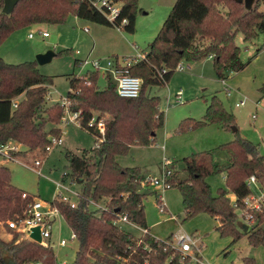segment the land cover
Instances as JSON below:
<instances>
[{
	"label": "trees",
	"instance_id": "obj_1",
	"mask_svg": "<svg viewBox=\"0 0 264 264\" xmlns=\"http://www.w3.org/2000/svg\"><path fill=\"white\" fill-rule=\"evenodd\" d=\"M110 1L120 3L115 22L127 18L119 29L133 32L141 9L138 0ZM261 6L264 0H256L244 12L243 2L238 0H175L148 42L146 56L128 67L141 78L136 96L119 95L108 72L103 73V86L98 84V69L68 75L69 89L64 94L68 109L78 112V125L95 138L93 146L79 153L64 151L67 170L62 178L81 179L76 204L70 206L56 195L51 200L78 241L73 261L65 264H199L174 247L171 236L161 239L150 233L144 205L148 192L139 187L144 175L138 166L121 165L117 156L126 154L132 144L149 145L155 141L156 130L164 124V112L159 107L160 96L149 94L148 90L154 85L164 86L179 61L192 62L211 55L213 69L220 79L245 66L236 34L241 32L245 41L264 35ZM69 15L116 26L91 0H17L11 12L0 10V42L16 29L39 23L60 24ZM71 52L66 47L55 55ZM77 60L74 59L75 64ZM163 67L166 70L159 76L156 70ZM52 83L53 75L43 73L35 59L12 63L0 55V142L22 144V149L15 153L21 159H43L50 137L61 133L63 105L58 100L46 104ZM92 117L94 123L89 125ZM100 118L104 132L98 139L94 126ZM213 123L233 131L234 137L183 156L182 166L171 161L168 188L180 191L185 219L200 212L216 216L219 223L215 227L221 236L236 241L245 235L250 245L262 246L264 255V197L258 209L244 203L252 192L247 183L250 174H255L264 191V152L259 151L258 143L241 135L235 114L217 94L208 98L200 118L186 116L175 130L183 132ZM216 173H223L224 185L213 192L207 177ZM11 175V168L0 162V227L3 225L11 232L9 239L0 236V264H5L4 257H11L15 264H56L51 245L30 240L8 227L7 220L23 216L35 196L13 184ZM24 191L27 194L23 197ZM90 200L103 203L101 207H91ZM156 201L159 202L158 196ZM238 208L250 213L252 220L243 221ZM120 214L148 231L136 236L115 221ZM238 217L242 222H237ZM242 223L248 225L246 231ZM194 255L201 260V256ZM236 264H256V260L244 256Z\"/></svg>",
	"mask_w": 264,
	"mask_h": 264
},
{
	"label": "rangeland",
	"instance_id": "obj_2",
	"mask_svg": "<svg viewBox=\"0 0 264 264\" xmlns=\"http://www.w3.org/2000/svg\"><path fill=\"white\" fill-rule=\"evenodd\" d=\"M174 1L138 0L141 9L136 15L133 32L118 29L113 25L92 22L74 15H69L60 24L39 23L25 26L14 30L0 42V55L8 62L17 63L33 60L38 52L47 49L57 52L61 48L70 47L71 53L56 54L49 61L38 64L43 73L53 75V83L49 86L46 100V104H50L53 101H59L69 89V74H78L92 69L90 64L83 67L75 64V58H98L100 64L103 65L108 58L115 55L123 58V56H134L138 51L148 49V42L156 34ZM261 8L264 9V6ZM85 27L88 30H85ZM41 31H47L48 35L42 36ZM29 32L33 33V37L28 36ZM260 37L261 35L250 41H245L241 32L236 34L235 40L241 47L240 55L243 60L256 52L254 47L260 43ZM245 44L249 46L248 51L243 49ZM262 50L258 53V57L251 56L247 65L239 70L238 76L232 75V72L229 73L231 78L227 81L226 78L225 81L217 78L208 59L192 61L191 66H187L190 63L181 60L183 68L175 69L164 86L154 85L148 90L149 94L160 96L159 107L164 112V124L156 130L155 141L130 150V154L117 156V159L121 163L126 160L129 163L131 156L136 160L135 162H139L137 160L140 159L144 164L149 165V168H154L160 158H163L162 155H165L171 161L176 160L178 166H182L181 158L183 156L231 140L234 137L233 131L222 127L209 126L204 128L208 130L204 133L200 132L203 131L200 130L203 126L183 132L175 130L178 122L186 116L200 118L204 113L207 100L212 94H217L223 104L234 111L241 135L258 143L259 151L264 152V89L261 88L262 85L264 87V66L257 72L258 66L264 63V49ZM98 84L100 86L105 84L102 72ZM227 88L230 90L229 94L226 91ZM178 89L182 90L179 99L176 97ZM241 99L244 100V103L236 106V102ZM60 126L63 128L62 143L53 147L43 157L40 165L42 173L38 174L18 161L0 157V162L11 168L13 184L25 188L28 192L35 194V197L47 202L51 201L57 193L55 182L62 181V174L67 170L64 151L69 149L79 153L81 149L94 145L95 135L81 128L76 121L61 123ZM216 131L224 135L220 141H216L218 140ZM162 144L165 146L164 151ZM137 145L139 146V144ZM173 156L174 158L171 159L170 157ZM64 181L70 190L79 191L80 182L72 181L69 177H65ZM208 181L212 191L215 192L218 186L224 185L223 173L210 175ZM159 193H162L165 203L164 211L158 207L157 192H149L144 198L146 222L151 234L161 239L172 236L171 242H174V239L176 241L177 236L182 232L193 234L197 240L192 251L201 255V261L206 264H236L244 256L254 257L256 264H264L262 246L250 245L245 235L236 241H232L229 236H221L215 227L219 223L218 219L214 216L200 212L185 219L184 205L178 188L169 187ZM66 194L71 200H77L76 194L69 191H66ZM100 203L103 202L100 201ZM90 206L95 207L92 204ZM236 220L238 223L242 222L240 217ZM120 225L136 236L141 234V231L130 223L120 222ZM0 228V236L9 239L10 231L2 226ZM51 230L50 238L53 241L52 247L56 264L73 261L78 241L76 238H68L71 229L61 215L53 221ZM59 237L67 238L66 244L59 245L57 243Z\"/></svg>",
	"mask_w": 264,
	"mask_h": 264
},
{
	"label": "built area",
	"instance_id": "obj_3",
	"mask_svg": "<svg viewBox=\"0 0 264 264\" xmlns=\"http://www.w3.org/2000/svg\"><path fill=\"white\" fill-rule=\"evenodd\" d=\"M92 4L100 11L103 12V14L107 17V19L110 22H113L116 27L119 29L121 25L127 22L126 17H121V19L118 22H115L117 17L120 13V3L119 2H112L110 0H91ZM85 30H88L87 27L84 28ZM48 34L47 31H41L42 36H46ZM29 37L33 36L32 32L28 33ZM261 49H264V43L260 45ZM148 50L145 51L141 50L136 53L134 56H123V58H119L117 55H115L112 58H108L106 62H104L103 65L100 64V61L98 58H79L77 60V64L80 65V67L85 66L86 64H90L92 66V69H98L100 72L105 73L108 72L111 74L113 79L115 80L116 84V91L121 96H136L138 95L140 91L141 86V78L138 75L132 74L129 71V65L133 63L134 61H137L139 59H142L146 56ZM211 57V55H210ZM183 68L182 61H179L175 65V69H181ZM166 68L157 69L156 73L159 76H162V73L165 72ZM78 74H81L78 73ZM227 93L229 94V90L226 89ZM182 94V90L178 89L176 92V97L179 99V97ZM59 102L63 105V114L61 116L59 125L61 123L66 124L69 121H76L77 122V116L78 112L70 111L68 109V100L65 96L61 97ZM244 103V100L241 99L240 101L236 102V105H242ZM13 105H16V102H13ZM95 120V117H92L88 124L93 125ZM94 128L97 131V138L101 139V136L104 132V124H103V118H100L97 120ZM63 128L61 127V133ZM61 133L58 136H51L50 142L46 145L45 149L47 152H49L53 147L56 145H59L62 143V136ZM22 149V144L15 142V141H4L0 142V157L3 159H9V160H15L23 165L35 170L38 174L42 173L40 169L41 160L42 158H35L32 160H24L19 158L15 153ZM30 161V162H29ZM171 160L167 157H163L160 163V172L158 174H146L144 175L141 183L149 184L153 187H156L157 189V196L159 198V204L158 207L161 211L165 210V203L162 198V193L166 188H168L167 178L171 173ZM64 179L62 181H56V190L57 193L55 194L63 201L69 202L70 206H74L76 204V201L71 200V198L66 194V191H69L71 193H74L78 197V192L75 190H70L66 184H64ZM247 183L252 188V192L248 194L244 198V203L248 208H255L258 209L260 207L261 201L264 197V191L261 190L259 187L255 174H250L247 177ZM62 190H65V192H62ZM159 190V191H158ZM27 192H22V196H26ZM234 197H232L233 199ZM90 203L94 205L95 207H101V204L97 201L90 200ZM61 213L56 205H54L51 201H43L42 199L38 197H33V199L28 203L27 207L25 208L23 212V216L17 217L14 219H8L7 225L9 228L14 229L16 231L21 232L25 237H27L30 240L36 241L34 238L31 237V231L32 228L35 226L39 227L41 240L40 243H43L44 245H51L53 241L51 240V232H52V223L53 221L60 216ZM238 215L243 218V221L249 222L252 220V215L250 213H247L246 210H241L238 208ZM244 215V217H243ZM62 216V215H61ZM115 221L120 224V222H127L134 226H136L141 233L147 232V228L139 226L137 224H134L130 222L127 217L124 214H120ZM2 227H4L2 225ZM70 239L76 238L75 232L71 230L69 237ZM197 238L187 232H182L177 236V239L174 242H171L172 245L176 248H178L181 253L184 256H191V259L195 262H198L199 264H206L205 262L201 261L200 259H197L194 255V251H192V247L195 245V241ZM37 242V241H36ZM67 242V238L59 237L58 244L64 245ZM192 253V254H191Z\"/></svg>",
	"mask_w": 264,
	"mask_h": 264
},
{
	"label": "crops",
	"instance_id": "obj_4",
	"mask_svg": "<svg viewBox=\"0 0 264 264\" xmlns=\"http://www.w3.org/2000/svg\"><path fill=\"white\" fill-rule=\"evenodd\" d=\"M48 35V34H47ZM33 37V36H32ZM263 41H264V35H261V37H260V43H258L257 44V46H255L254 48H255V53H253L251 56L254 58V57H258V53H260L261 51H263L261 48H260V45L263 43ZM243 49H244V51H248L249 50V46H248V44H245L244 45V47H243ZM251 56H249L246 60H243L244 62H245V65H247V63L250 61V59H251ZM242 58V57H241ZM77 59H79V58H77ZM209 60L210 62H211V64H212V59H211V57L210 56H208V57H205L204 58V61L205 60ZM243 59V58H242ZM188 63H190V65H187V66H191V64L193 63V62H188ZM262 66H264V63L261 65V66H258V68H257V72H259V70L261 69V67ZM245 67V66H244ZM243 67V68H244ZM242 68V69H243ZM259 69V70H258ZM241 70V69H240ZM233 74L232 75H234V76H238L239 75V70L238 71H233L232 72ZM230 74H231V72H230ZM230 74H228V76L226 77V81L227 80H229L230 78H231V76L229 77V75ZM229 77V78H228ZM218 78V77H217ZM220 79V78H219ZM221 80H223V81H225V79H221ZM229 84V83H228ZM230 85V84H229ZM239 85V84H238ZM231 86V85H230ZM263 86V85H262ZM261 86V87H262ZM232 87V86H231ZM238 87V86H237ZM228 89V88H227ZM235 89V88H234ZM229 90V89H228ZM229 92H230V90H229ZM235 102V101H234ZM236 106H239V105H236ZM226 107V106H225ZM227 108V107H226ZM228 109V108H227ZM229 110H231L233 113H234V111L232 110V109H230L229 108ZM78 124V123H77ZM209 126H216V127H220L221 128V126L220 125H218V124H208V125H205V126H203L202 127V129H200V130H203V131H200V132H202V133H204V132H208V130H206V129H204V128H208ZM217 130V129H216ZM216 133H217V135H216V138L218 139V140H216V141H220L221 139H223V137H224V135L222 134V133H219L218 131H216ZM226 139H228V138H226ZM210 145H212V144H210ZM162 147H163V151H164V149H165V146H164V144H162L161 145ZM258 146H259V144H258ZM140 147H143L142 145H137V144H132L131 146H130V149H129V151L127 152V153H129L130 154V150H135V148H140ZM209 147H211V146H209ZM126 153V154H127ZM125 155V154H124ZM118 156H120V155H118ZM162 157H166L165 155H162ZM171 159H173L174 158V156L173 157H170ZM130 162L128 163V161L126 160V162H124V163H121L118 159V161H119V163L121 164V165H123V166H138L139 168H140V173H141V175H146V174H157V173H159L160 172V163H161V160L163 159V158H160V160L158 161V163H156V166L154 167V168H149V165H146V164H144L143 163V160H137V161H139V162H135L136 160H134L131 156H130ZM141 161V162H140ZM209 177V176H208ZM208 177H207V180H208ZM223 178H224V175H223ZM12 182V181H11ZM209 182V181H208ZM221 186V185H220ZM139 187H140V190H142V191H145V192H157V189L155 188V187H151V185H149V184H144V183H141L140 182V184H139ZM25 189V188H24ZM26 190V189H25ZM27 191V190H26ZM215 218H217L216 216H214ZM147 228H148V230L150 231V228H149V225H147ZM6 230H8L7 228H6ZM8 231H10V230H8ZM11 233V232H10ZM172 237V236H171ZM201 256V255H200ZM202 257V256H201Z\"/></svg>",
	"mask_w": 264,
	"mask_h": 264
},
{
	"label": "water",
	"instance_id": "obj_5",
	"mask_svg": "<svg viewBox=\"0 0 264 264\" xmlns=\"http://www.w3.org/2000/svg\"><path fill=\"white\" fill-rule=\"evenodd\" d=\"M243 2V8L244 12H248L250 8L254 5L256 0H238ZM17 2V0H3V5L1 11L9 13L12 11L14 4ZM55 51L53 49H47L43 52H38L36 54L35 60L37 61L38 64H41L43 62L49 61L54 55ZM77 182H80L81 179H77ZM243 227V231L247 230L248 225L246 223H242L241 225ZM31 237L34 238L37 242H40L41 236H40V231L39 227L35 226L32 228L31 231ZM4 263L5 264H15L14 260L11 257H4Z\"/></svg>",
	"mask_w": 264,
	"mask_h": 264
}]
</instances>
